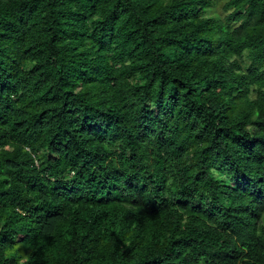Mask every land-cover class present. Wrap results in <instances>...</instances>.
Segmentation results:
<instances>
[{
    "label": "trees",
    "instance_id": "16d2710c",
    "mask_svg": "<svg viewBox=\"0 0 264 264\" xmlns=\"http://www.w3.org/2000/svg\"><path fill=\"white\" fill-rule=\"evenodd\" d=\"M0 0V264H264V0Z\"/></svg>",
    "mask_w": 264,
    "mask_h": 264
},
{
    "label": "rangeland",
    "instance_id": "374dc122",
    "mask_svg": "<svg viewBox=\"0 0 264 264\" xmlns=\"http://www.w3.org/2000/svg\"><path fill=\"white\" fill-rule=\"evenodd\" d=\"M225 1L226 0H217V3H215L213 7L214 11L225 15L227 13V11H224V6H223Z\"/></svg>",
    "mask_w": 264,
    "mask_h": 264
}]
</instances>
